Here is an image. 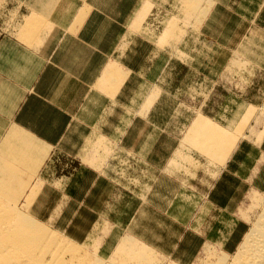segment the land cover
Masks as SVG:
<instances>
[{
	"label": "rangeland",
	"instance_id": "rangeland-1",
	"mask_svg": "<svg viewBox=\"0 0 264 264\" xmlns=\"http://www.w3.org/2000/svg\"><path fill=\"white\" fill-rule=\"evenodd\" d=\"M198 1L197 8L192 5L195 0H171L167 6L161 7L148 5V9L144 10V7L141 13L138 12L131 26L128 21L124 28V32L131 37L136 34L157 37L158 47L172 50V58L161 78V83L159 82L164 88L162 98L151 115L145 118L135 116V110L130 107L133 103L129 102L125 117L121 116L123 111L109 114L111 134L109 139L96 140L95 146H98L99 153L93 156L98 155L101 159L102 153L105 155L104 158H107L106 161L109 157L110 163L115 166L111 168L117 167L119 170L117 172L111 169L110 177L115 179L119 177L120 181L111 179L112 184L107 189H102L100 183L98 190L90 192L87 196L85 194L89 191L85 189L89 186L86 181L71 183L67 181L70 173H75L77 168H80L78 165L80 160L61 152L50 161L43 174L44 180L32 183L30 189L32 184L24 181L22 173L17 168L0 161L1 204L7 205L8 209L19 208L33 219H39L38 222L55 233L60 241L69 242L74 244L75 248L76 246L80 248L78 250L90 259L91 264H124L125 259L132 260L139 254L145 256L144 258L154 256L155 259L151 258V261L155 260L154 264H214L217 256L224 254L225 251L216 245V240L226 241L232 232L238 236V243L240 242L238 249L263 212L264 190L251 189L253 182L249 180L257 163L259 144L264 140L262 34L259 31L258 36L254 32L251 33L253 23L246 21L244 16L241 20L239 16L237 18L232 14L231 5L236 8L240 0H222L227 4V8L222 7L220 14L215 13L201 31L217 0ZM241 1L243 5L250 2ZM38 2L0 0V26L19 31V36L23 35V27L39 31L50 22V27L47 24L41 35L52 29V21L45 20L44 12L47 10L43 5L40 7ZM78 8H80L78 15L89 11L87 5ZM241 12L244 15V10ZM40 15L42 22L39 20V23ZM167 25L169 33L172 34L166 40H161L160 37ZM233 30L238 31L240 35H245L249 30L251 37L248 41L245 38L239 43V52L243 57L229 61L230 35ZM133 40L134 37H127L128 43ZM154 40L156 43V38ZM145 45L151 46L150 42H143L139 38L138 43L131 44L133 50L139 51L137 57L143 56L147 51L143 48ZM133 55L131 53L132 57ZM165 57L166 54L161 55L162 63ZM196 114L197 117L206 116L208 119L199 120L200 124L195 134L193 123L197 118L194 119ZM206 122L210 125H206ZM205 125L209 126L211 131L208 127L205 129ZM214 126L216 130H213ZM116 130L119 132L116 133ZM259 134L263 138L259 137ZM183 141L190 142L198 148L202 164H189L197 165L195 167L203 170L223 167L231 153L243 141L245 148L238 158L244 165L237 166V174L233 173L228 181L225 180V174L219 183L211 172L201 170L200 177L192 182L193 189L182 188L184 193L197 195L189 202L188 212L186 208L183 212H180V209L175 212V207L170 212L182 220V224H175L182 225V228L152 230L162 210L156 211L150 206L142 205L146 201V195L143 196L147 190L144 184L154 182L155 176L162 173L163 167L160 169V165L171 152L173 147L171 144ZM98 142L101 143L100 146ZM118 142H125L126 148L119 146ZM152 162L158 166L151 165ZM217 163L219 165H214ZM60 177L63 179L62 191L59 190L61 184L49 183L52 179ZM45 183L48 185L45 193L49 195L37 198ZM214 183L218 186L213 189ZM76 184L80 186L77 192L72 189ZM103 185L105 187V184ZM229 185L234 186L233 189H240L233 192L232 199ZM29 189L31 192L26 195ZM70 192H74L72 200L71 197H63ZM231 200L232 207L228 208L227 204ZM195 201H198L197 206ZM56 204H62L58 206L59 214L53 213ZM9 205H12V208ZM141 208L145 211L139 214ZM203 230L204 236L201 234ZM152 233L155 236L161 235L160 239L154 240L158 242V247L168 252L170 250L177 259L169 254L171 252H162L150 245ZM204 238L209 240L205 244L201 243ZM174 242H178L184 250L190 249L189 252L196 248L191 253V261L181 260L187 251L179 252V255L174 253ZM237 249L232 253L228 252V260L232 259ZM144 258L141 257L145 262Z\"/></svg>",
	"mask_w": 264,
	"mask_h": 264
},
{
	"label": "crops",
	"instance_id": "crops-1",
	"mask_svg": "<svg viewBox=\"0 0 264 264\" xmlns=\"http://www.w3.org/2000/svg\"><path fill=\"white\" fill-rule=\"evenodd\" d=\"M170 1L44 0L38 4L40 3V7L43 5L45 10H50L47 13L49 17L44 12L45 20L50 19L53 27L42 35L41 31L47 24L49 26L50 22L36 32L23 27L22 36H19V31L0 26V161L17 168L24 181L30 182V185L40 179L44 180L43 174L55 156L61 152L69 154L73 159L80 160V168H77L75 173H70L67 181H86L89 186L85 189L89 191L85 194L87 196L90 192L97 191L100 183L102 189H107L112 184L111 179L120 181L119 177H110L111 166H115L110 163L109 157L106 161L107 158H104L102 153L101 159L98 155L93 156L99 153L98 146H95L96 140L109 139V114L123 111L121 116L125 117L129 102L133 103L130 107L135 110V116L145 118L151 115L162 98L164 88L160 84L161 78L172 58V50L158 47L157 37L138 34L131 37L124 32V28L129 22L131 26L135 16L138 12L141 13L144 7L146 10L148 5L167 6ZM51 2L54 4H50ZM198 4L199 1L195 0L192 5L197 8ZM49 5H52L53 9ZM82 5L89 7V13L86 10L83 15H78V6ZM226 5L222 0H217L201 31L215 13L220 14L222 7L227 8ZM47 7L50 9H46ZM230 10L237 18L239 16L242 20L244 16L246 21L253 23L251 33L254 32L258 36V31L261 32L264 41V0H250L246 5L240 0L236 8L231 5ZM241 10H244V15ZM39 18L42 19L41 15L38 17V20H41ZM167 27L168 25L160 37L161 40H166L172 34H167ZM251 33L247 30L245 35H240L236 30L231 31L229 61L243 57L238 46L245 38L248 41ZM127 37H134L133 42L128 43ZM138 38L151 44L143 47L147 51L141 57H137L139 51L133 50L131 46L132 43H138ZM131 53L134 54L133 57ZM162 54H166L164 63L161 62ZM200 118L208 119L206 116L197 117L193 123L194 133L199 127ZM117 132L119 130H116ZM118 143L126 148L125 142ZM244 143L241 141L238 144L223 167L204 170L195 167L197 165H190L202 164L199 160L201 155L195 145L184 141L171 144V152L160 165V169L163 167L162 173L155 176L154 182L144 184L147 189L143 194L146 195V201L142 205L150 206L156 211L162 210L152 230L181 229L182 225L175 224H182V220L170 212L174 207L175 212L179 209L183 212L184 208L188 212L189 202H192V197L197 196L196 193L189 195L182 192V188L193 189L192 182L200 177L201 170L211 172L214 178L217 177L218 183L226 174L225 180L228 181L233 173L237 174V166L244 165L238 158L245 148ZM98 144L100 146L101 143ZM259 147L257 163L249 180L253 182L251 189L262 191L264 140L260 142ZM151 165L158 166L153 162ZM112 170L119 172L117 167ZM62 180V177L54 178L49 183L61 184ZM32 186L33 184L30 189ZM47 186L45 183L37 198L49 195L45 193ZM217 186L214 183L213 189ZM79 188L76 184L72 189L77 192ZM229 188L232 199L233 192L240 189H233L234 186L230 185ZM30 189L26 195L30 194ZM59 190H63L62 184ZM63 197H71L72 200L74 192ZM232 203L233 200L229 201L227 207L231 208ZM195 205H198V201H195ZM58 206L62 204H56L54 214H59ZM143 211L145 209L141 208L139 214ZM201 234L204 236L205 231ZM156 238L160 239L161 235L155 236L152 233L150 245L153 248L155 246L162 252H171L169 249V252L160 249L158 242L154 241ZM207 241L209 240L204 238L201 243L205 244ZM215 243L225 250L224 253H232L240 242L238 243V236L230 232L226 241L216 240ZM173 245L174 253L178 255L179 252L187 251L184 257H181L182 261H191V253L196 248L189 252L190 249L184 250L178 242ZM169 254L174 256L172 252Z\"/></svg>",
	"mask_w": 264,
	"mask_h": 264
},
{
	"label": "bare ground",
	"instance_id": "bare-ground-1",
	"mask_svg": "<svg viewBox=\"0 0 264 264\" xmlns=\"http://www.w3.org/2000/svg\"><path fill=\"white\" fill-rule=\"evenodd\" d=\"M52 5H49V7L53 9ZM49 7L46 9L49 10ZM49 11H45L46 15ZM167 32L169 33V31ZM206 125L210 124L206 122ZM206 125L205 129L207 127L209 129V126L206 127ZM215 128L216 126H214L213 130H216ZM258 136L262 137L260 134ZM6 202L8 203V201ZM1 205L4 204L0 202V207ZM9 206L11 207L12 205ZM73 245L69 242L60 241L55 233L43 227L38 222V219H33V217L24 214L19 208L8 209L7 205L0 208V264H91L90 259L85 257L86 255L83 256L81 251L78 250L80 248L77 246L75 248ZM138 256H136L138 260L133 258L129 261L128 259L121 261L125 262L124 264H141L139 263L140 261L143 262L142 264H154L153 261L155 260L152 259L153 261H151L152 257L155 259L154 256L151 255L152 257L149 256L150 258H144L145 256L143 257L140 254ZM141 257L145 259V262ZM228 257L229 254L222 253V255L217 256L214 264H264V209L250 231H248L244 242L232 256V259L228 260Z\"/></svg>",
	"mask_w": 264,
	"mask_h": 264
}]
</instances>
